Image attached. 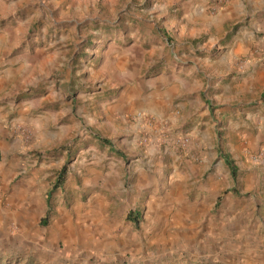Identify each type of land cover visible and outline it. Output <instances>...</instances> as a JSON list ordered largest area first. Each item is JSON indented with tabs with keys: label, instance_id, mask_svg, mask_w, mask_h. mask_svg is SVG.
Instances as JSON below:
<instances>
[{
	"label": "rangeland",
	"instance_id": "rangeland-1",
	"mask_svg": "<svg viewBox=\"0 0 264 264\" xmlns=\"http://www.w3.org/2000/svg\"><path fill=\"white\" fill-rule=\"evenodd\" d=\"M171 1L0 0V34L10 37L0 45V69L9 63L11 52L28 59L25 80L7 88L12 89L14 100L27 92L32 97L52 90L58 105L73 104L75 117L98 120L110 113L122 92L138 89L142 93L159 74L178 77V82L188 85L197 83L208 91L207 83L224 74L220 57H215L224 55L236 36L240 43H248L252 21L242 14L234 24L198 23L201 30L190 31L192 23L185 16L166 12L174 5ZM205 14L201 17L208 19ZM254 54L245 49L231 60L232 73L238 72L240 80L256 60ZM227 81L222 76L219 84ZM183 95L175 96L173 103L181 102ZM255 97L250 104L253 112L264 100V91ZM44 106L37 103L33 112L38 114ZM139 112L143 114L140 121L136 119ZM118 115L114 121L106 119L114 126L104 134L125 161L127 157L134 163L139 158L130 148L127 133L136 122L159 138L156 145L151 136L152 147L167 150L172 158L181 154L180 158L191 155L197 160L201 147L191 131L200 115L185 118L175 127L168 119L143 111ZM256 115L249 123L251 141L247 136L229 139L234 150L240 143L238 163L231 159L236 178L210 165L188 177L180 189L171 174L172 158H164L159 170L163 175L138 189L132 178L121 175L116 156L122 154H113L116 150L102 143L93 144L92 127L87 125L74 137L70 131L69 140L51 150L55 153L65 147L68 151L64 161L67 172L74 174L72 187L65 194L59 190L52 194L50 213L43 219L47 211L44 214L41 203L51 187L46 181L60 168V155H55L32 188L29 203L4 208L9 216L0 224V264H264V120L262 114ZM220 123L212 127L214 132L218 128V134L222 133ZM15 127L31 139L28 127ZM171 131L175 138L180 131L192 139L177 149L175 138L168 139ZM135 210L138 224L127 218ZM42 220L46 221L42 224Z\"/></svg>",
	"mask_w": 264,
	"mask_h": 264
},
{
	"label": "crops",
	"instance_id": "crops-1",
	"mask_svg": "<svg viewBox=\"0 0 264 264\" xmlns=\"http://www.w3.org/2000/svg\"><path fill=\"white\" fill-rule=\"evenodd\" d=\"M172 1L174 5L167 8L166 12L170 11L172 15L185 16L192 23L188 28L190 31L201 30L196 27L198 23L212 27L223 22L234 24L238 20L240 21L242 14L248 15L249 20L252 21L250 23L252 30L249 32L251 35L247 37L248 43H240V37L236 36L225 54L215 57H220L224 74L215 77V82L207 83L206 88L210 87L208 91L206 89L201 90L197 83L188 85L178 82V77H164L159 74L156 75L159 78L154 83L150 82L147 89L143 90L142 93L138 89L122 92V96L112 105L110 113L106 117L100 120L97 117L86 118L85 115L79 114L75 117L72 109L73 104H67L66 107L61 106V104L58 105V97L53 94L52 90H44V92L37 93L32 97L27 92L18 100H14L13 91L7 86H12V82L25 80L24 70L28 59L18 53L15 55L13 52L10 53L9 60H7L9 63L4 64L0 69V224H5L9 216V213L4 211L8 204L20 206L29 203L32 198V188L37 186L38 178L46 174L45 168L47 164L51 163V159L55 155H60V168L51 179L46 181V185L49 184L51 187L45 194L43 204L41 203L45 209L44 214L48 210L53 193L59 190L60 194L63 192L65 194V190L70 186L72 187L74 183L73 171L67 172L66 170L65 179L52 191V186L60 169L66 165L64 160L68 156V151L64 147L54 153L51 148L68 141L70 131L74 137L80 131L84 132V127L89 125L94 132L93 144L102 143L114 148L116 151H113V154L116 152L122 154L111 145L110 138L108 143L104 141L107 139L106 137H110L104 132L111 133L114 126H109L106 119L116 120L115 115L120 114L118 115L120 117L121 114L131 111L150 113L157 119L166 118L173 127L180 125L181 120L185 118L191 116L198 118L200 115V119L196 123L203 125L199 127L196 125L191 131L192 135L195 136L194 140H198L199 147H201L197 151V160H195L191 155L186 157L185 154H183L185 158H180V156L182 157L181 154L172 158L171 153L169 155L166 153L167 150H160L159 146L152 147L150 140L154 139L151 136H155V134L143 124L137 126L138 122L132 123L127 133L131 139L130 148L139 158L135 159L136 162L130 163V158L126 157L127 161H125L122 154L120 157L116 156V161L121 163V175L127 174V178H132L131 183H134L138 189L146 188L153 183L152 179L163 175V171L159 174V170L164 167L165 157L172 158L173 173L171 174H174V183L177 185V189H180L187 182L188 177L197 174L200 170L204 171L210 165L216 166V171H225L231 175L225 157L228 156L234 160V163H238L236 160L240 158L241 150L240 143L238 149L234 150L233 146L229 145V139L234 138L235 141H238L247 136L251 141L254 135L252 133L253 127L249 125L252 123L250 119L259 117L256 115L258 112L262 114L260 118L264 120L262 117L264 115V100L260 99V105L257 106L256 110L250 111L251 101L264 91V35H254L255 31H264V0ZM213 7H216L214 13L211 11ZM204 11L208 13L205 14L209 17L208 19L201 17ZM9 41L10 37L0 34V45ZM245 49L253 50L256 60L247 68L246 76L240 80L238 72L232 73L234 69L231 66V60L238 58ZM238 67L240 68V65ZM213 72L215 75L219 74L216 69ZM16 74H18L17 77ZM212 74L210 73V77ZM222 76L226 77L228 81L219 84ZM25 90L27 91L28 88L22 89V91ZM180 95H183V100L173 103L174 97ZM41 102H44L45 105L43 110L38 114L34 113L36 104ZM172 106L174 111L171 109ZM218 121H221L220 129L222 130V133L219 134L216 131L218 128L215 132L212 130L213 125ZM16 125L28 127L31 130V139H27L26 134L16 129ZM97 132L102 135H98ZM177 132L181 134L180 131ZM170 133L168 139H173V131ZM158 139L156 135L154 139L156 145H158ZM168 143L170 144L169 141ZM77 144L79 143L77 142ZM84 149L85 147L82 146L80 151H84ZM149 165L154 166V169H149ZM16 167H20L19 171H14ZM116 176H119L118 172ZM38 204L40 205V201ZM18 213L21 212H16V214Z\"/></svg>",
	"mask_w": 264,
	"mask_h": 264
},
{
	"label": "trees",
	"instance_id": "trees-1",
	"mask_svg": "<svg viewBox=\"0 0 264 264\" xmlns=\"http://www.w3.org/2000/svg\"><path fill=\"white\" fill-rule=\"evenodd\" d=\"M105 143H108V139H104ZM225 162L228 165L229 169H230V173L232 177H236L237 176V168L234 166L233 161L226 156L225 157ZM66 176V165H63L62 168L59 171V174L56 178L55 183L52 186V191H54L59 185L60 183L65 179ZM50 213V210H47V213L45 214V216L43 217V219H45L46 217H48V214ZM128 220H130L131 222H133L134 224H138L139 222V213L138 211H130L127 215ZM46 220H42V224L45 222Z\"/></svg>",
	"mask_w": 264,
	"mask_h": 264
},
{
	"label": "built area",
	"instance_id": "built-area-1",
	"mask_svg": "<svg viewBox=\"0 0 264 264\" xmlns=\"http://www.w3.org/2000/svg\"><path fill=\"white\" fill-rule=\"evenodd\" d=\"M216 9V7H213L212 10ZM143 118V114H141L140 112L136 114V119L138 121H140ZM191 136L190 134H185V135H178L175 140L174 143L176 144L177 147H183L186 146L190 143L191 141ZM264 155V154H263Z\"/></svg>",
	"mask_w": 264,
	"mask_h": 264
}]
</instances>
